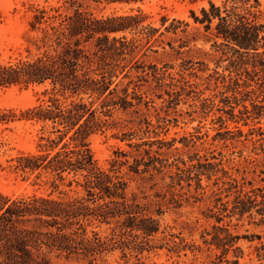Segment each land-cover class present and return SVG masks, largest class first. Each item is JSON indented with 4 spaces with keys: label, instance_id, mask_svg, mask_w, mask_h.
I'll return each instance as SVG.
<instances>
[{
    "label": "trees",
    "instance_id": "16d2710c",
    "mask_svg": "<svg viewBox=\"0 0 264 264\" xmlns=\"http://www.w3.org/2000/svg\"><path fill=\"white\" fill-rule=\"evenodd\" d=\"M138 1L142 0H62L61 7L38 9L30 22L31 31L39 33L33 39L37 54L16 64L0 63V86H48L43 92L47 99L26 112L28 120L43 125L38 151L17 158L15 169L36 175V180L47 175L45 183L53 188L47 195L14 200L0 193V264H55L49 257L53 253L67 260L102 264L99 260L117 247L130 249L126 243L129 237L150 240L161 232L163 204L129 193V182L120 174L124 166L136 175L150 174L152 178L154 172L163 173L168 166L158 156L160 153L152 150L154 143H144L150 148L143 151L142 144L132 145L138 155L131 165L128 154L117 152L105 170L96 163L88 142L92 135L109 127V118L116 108H134L136 113L142 106L149 109L150 101L139 93L138 84L132 93V82L120 87L124 79L131 78L135 65L138 73H145V67L135 62L141 48L139 38L150 41L158 30L147 31L141 13L98 18L85 7ZM209 4V9H202V18L193 15L196 22L205 25L208 38L214 40L213 48L221 55L218 67L228 61L227 75L215 71L219 75L217 81L222 79L223 84L216 97L221 96V103L228 107L226 111L234 122L259 123L264 118L262 4L259 0H225L223 6L213 1ZM62 7L66 12H61ZM168 31L177 34V28ZM127 32L134 37L129 39ZM133 62L135 65L127 71ZM137 78L141 80L143 75ZM238 132L242 133L240 129ZM185 174L187 180H192L190 169L181 170L176 178L182 181ZM202 174L195 178L201 181ZM35 184L39 185L37 181ZM228 184V192L234 194L232 207L230 201L219 198L222 208L212 217L221 223L226 216L252 217L255 211L264 220V187L245 191V184L237 179ZM61 185L70 188L74 195L61 190ZM73 186L82 188V192ZM198 187L202 185L199 183ZM55 192L62 196H54ZM103 224L111 227L109 235L89 231L90 227ZM214 230L212 238L205 242L222 250L214 264H240L239 254L235 260H226L231 251H241L236 247L240 236L227 227L215 226ZM131 248L132 252L143 251L137 243Z\"/></svg>",
    "mask_w": 264,
    "mask_h": 264
},
{
    "label": "rangeland",
    "instance_id": "374dc122",
    "mask_svg": "<svg viewBox=\"0 0 264 264\" xmlns=\"http://www.w3.org/2000/svg\"><path fill=\"white\" fill-rule=\"evenodd\" d=\"M209 1L218 6L225 3V0H142L85 7L98 18L141 13L143 27L147 31L158 30L150 41L147 37L139 38L141 48L135 62L145 67V73H138L133 62L127 69L135 65L131 78L124 79L120 87L132 82L129 87L132 93L138 84L139 93L150 101L149 109L142 106L139 113L134 108L114 110L109 127L89 138L96 163L108 170L116 153L122 152L128 154L130 165L134 164L138 152L131 146L154 143L152 150L158 151L168 166L161 174L154 172V178L150 174L136 175L128 166L122 168L120 174L129 182V193H137L153 204H163L164 214L159 217L161 232L150 240L129 237L127 246L132 249L137 243L143 251L117 247L99 263L214 264L222 250L205 242L212 238L215 226H220L240 236L236 247L241 251H231L226 260H235L239 254L240 264H264L262 216L254 211L252 217L226 216L221 223L212 217L222 208L219 198L230 201L232 207L234 194L228 192V182L232 179L245 184V191L264 187V118L259 123L250 121L249 125L236 123L226 111L228 107L221 103V96L216 97L223 84L222 79L217 81L219 75L215 71L227 75L228 61L218 67L221 55L213 48L214 40L208 38L205 25L196 22L193 15L202 18V9L210 8ZM259 1L264 9V0ZM61 6L62 0H0V63L16 64L37 54L33 39L39 33L31 31V20L38 9ZM61 12H66V8L62 7ZM167 28H177V34ZM126 36L131 39L134 34L127 32ZM138 75L143 78L138 79ZM47 87L0 86V193L12 200L53 191L45 183L47 175L36 180V175L15 169L17 158L38 151L43 125L28 120L26 112L47 99L43 95ZM149 148L143 145L140 150ZM189 169L192 180H187L186 174L182 181L176 178L181 170ZM200 173H203L201 181L195 178ZM199 183L202 188L198 187ZM60 189L70 191L64 185ZM73 189L82 192V188L73 186ZM54 196L62 195L55 192ZM173 198L177 201L173 202ZM258 200L262 201V197ZM110 228L95 225L89 231H98L105 237L111 233ZM49 257L55 264H88L86 260H67L55 253Z\"/></svg>",
    "mask_w": 264,
    "mask_h": 264
}]
</instances>
